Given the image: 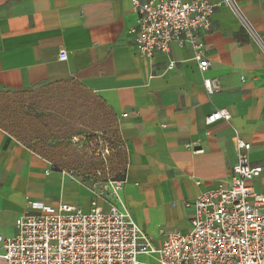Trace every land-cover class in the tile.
<instances>
[{
  "label": "crops",
  "instance_id": "crops-1",
  "mask_svg": "<svg viewBox=\"0 0 264 264\" xmlns=\"http://www.w3.org/2000/svg\"><path fill=\"white\" fill-rule=\"evenodd\" d=\"M210 1L217 7L202 41L211 65L202 71L189 44L141 55L131 0H0V93L75 81L101 99L123 142L112 160L125 177L121 199L156 245L162 229L188 233L195 198L230 182L236 133L251 144V164L263 169L253 185L264 193V0H236L263 45L224 0ZM206 77L219 80L213 95ZM221 108L232 119L208 125ZM51 163L0 127V236L16 234L29 201L92 208L90 186L47 174ZM106 197L98 199L104 209L112 200ZM3 252L0 243V264H7ZM139 259L155 263L154 256Z\"/></svg>",
  "mask_w": 264,
  "mask_h": 264
},
{
  "label": "built area",
  "instance_id": "built-area-1",
  "mask_svg": "<svg viewBox=\"0 0 264 264\" xmlns=\"http://www.w3.org/2000/svg\"><path fill=\"white\" fill-rule=\"evenodd\" d=\"M131 1L138 15L132 32L141 55L151 58L158 52L169 54L172 43L177 41L192 47L193 58L202 71L209 68L211 62L204 57L202 35L211 30L217 4L210 0ZM224 3L263 45L236 0ZM59 58H68L65 49ZM173 66L174 61L169 67ZM204 86L209 95L220 89L219 80L212 77L204 79ZM231 119V112L221 108L208 115L207 124ZM235 138L238 156L230 182L220 183L195 198L188 233L162 229L163 240L156 245L121 199L124 180L117 179V172L111 168L115 147L109 133L97 129L73 135L75 148L87 151L96 163L79 180L91 188L92 208L29 201L32 210L17 219L16 234L0 236L2 257L7 264H142L141 255L154 256V264H264V193L253 185L263 169L250 162L251 144L239 133ZM51 171L76 178L73 171L55 163L46 173ZM106 194L112 198L108 209L98 201L109 200Z\"/></svg>",
  "mask_w": 264,
  "mask_h": 264
},
{
  "label": "trees",
  "instance_id": "trees-1",
  "mask_svg": "<svg viewBox=\"0 0 264 264\" xmlns=\"http://www.w3.org/2000/svg\"><path fill=\"white\" fill-rule=\"evenodd\" d=\"M84 93L91 95V98L97 102L95 108H93L95 114L93 131L97 129L110 131L113 146L121 148L123 142L118 131L116 119L111 110L101 99L75 81L51 83L31 92V97L28 101H31L35 107L44 106L43 103L55 102L54 105L56 107L52 106V108H55L59 113L54 116L47 115L46 119L48 121L40 115L35 116L36 111L34 110L32 111L34 116L23 113L22 108L20 111H17L16 105L18 104V99L4 100L3 98L8 93H0V127L47 160L55 164L56 162L66 164L68 154L64 147V141L65 139H70L71 143L72 136L80 134L77 132V125H82L89 118L87 116L84 119L75 121L66 118V115L69 111L74 116L78 115L79 109L85 107V101L88 99L85 98ZM46 106L47 108L49 107L48 105ZM40 122L42 123L41 125L39 124ZM43 128L49 135L47 139L40 137V131ZM22 134L25 136H21ZM30 140L32 143L29 142ZM94 164L96 163L94 162ZM116 178L124 180L125 177L117 172Z\"/></svg>",
  "mask_w": 264,
  "mask_h": 264
},
{
  "label": "rangeland",
  "instance_id": "rangeland-1",
  "mask_svg": "<svg viewBox=\"0 0 264 264\" xmlns=\"http://www.w3.org/2000/svg\"><path fill=\"white\" fill-rule=\"evenodd\" d=\"M31 92L32 91L21 92V93H8L7 96H5L3 99L9 100V101L12 99H18V104L16 105L17 111H20V109L22 108L23 113L34 116L32 112L34 110L36 111L35 116L40 115L42 118H45V120H47L46 119L47 115L50 114L54 116L59 113L55 110V108H52V106L56 107V105H54L55 104L54 101L49 102V103H43L44 106H41V107L33 106L31 101H28L29 98L31 97ZM84 95H85V98H87L88 100L85 101V104H86L85 107H83L82 109H79V112H78L79 114L74 116V114H71V112L69 111L66 115L67 116L66 118L73 119L75 121H79V119H84L87 116L89 117L88 119L85 120V122L82 125L80 124L77 125L78 126L77 132L80 134L88 133L94 130L93 124L95 122V118H94L95 114H94L93 108H95V105L97 104V102H95V100L91 98V95H88L85 93ZM22 99H25V100L22 101ZM46 105H48L49 107L47 108ZM39 124L41 125L42 123L40 122ZM105 131L109 133L110 137L112 136L110 131L108 130H105ZM21 136L24 137L25 135L22 134ZM40 137L43 139H47L49 137L48 133L46 132L44 128L41 129L40 131ZM29 142L32 143L31 140ZM64 147L67 150V154H68L67 155L68 157L66 159V164H63L60 162H56V164H58L60 167H62L63 169L67 171H73L74 172L73 175L76 177L74 178V181H77L81 183V185H84V186L87 185L86 182H80L81 177L87 171L92 170L96 166V164H94V162L92 163V160L89 157L87 151L77 150L75 146H73L72 142L70 143V139H65ZM120 151L121 150L119 147H115V151L111 157V168L115 172H118V170L116 171L115 168L113 167L112 160L113 158L116 157V155H118V157L121 156Z\"/></svg>",
  "mask_w": 264,
  "mask_h": 264
}]
</instances>
